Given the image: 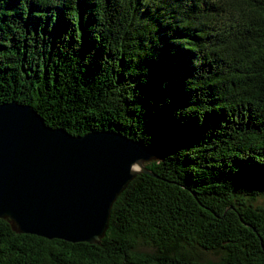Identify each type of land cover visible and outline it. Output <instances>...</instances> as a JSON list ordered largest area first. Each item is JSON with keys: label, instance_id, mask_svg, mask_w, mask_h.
<instances>
[{"label": "trees", "instance_id": "16d2710c", "mask_svg": "<svg viewBox=\"0 0 264 264\" xmlns=\"http://www.w3.org/2000/svg\"><path fill=\"white\" fill-rule=\"evenodd\" d=\"M12 99L156 147V174L128 182L99 243L0 217V264H264V205L247 199L264 196V0H0Z\"/></svg>", "mask_w": 264, "mask_h": 264}, {"label": "water", "instance_id": "95a60500", "mask_svg": "<svg viewBox=\"0 0 264 264\" xmlns=\"http://www.w3.org/2000/svg\"><path fill=\"white\" fill-rule=\"evenodd\" d=\"M155 155L119 130L72 134L31 104L0 102V217L16 231L99 243L128 182L156 174L146 166Z\"/></svg>", "mask_w": 264, "mask_h": 264}, {"label": "rangeland", "instance_id": "374dc122", "mask_svg": "<svg viewBox=\"0 0 264 264\" xmlns=\"http://www.w3.org/2000/svg\"><path fill=\"white\" fill-rule=\"evenodd\" d=\"M247 199L253 201L254 203H261L264 205V196L262 195H258L255 198L247 197ZM139 247L141 249H152V246L146 244H139ZM200 253L204 259H219L221 255L219 252H214L211 249H201Z\"/></svg>", "mask_w": 264, "mask_h": 264}]
</instances>
